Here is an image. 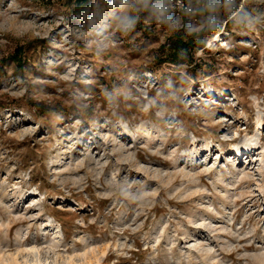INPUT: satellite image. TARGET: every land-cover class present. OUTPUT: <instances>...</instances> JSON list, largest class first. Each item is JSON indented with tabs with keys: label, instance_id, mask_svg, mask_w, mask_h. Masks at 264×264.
<instances>
[{
	"label": "rangeland",
	"instance_id": "obj_1",
	"mask_svg": "<svg viewBox=\"0 0 264 264\" xmlns=\"http://www.w3.org/2000/svg\"><path fill=\"white\" fill-rule=\"evenodd\" d=\"M74 1L0 0V264H264V0Z\"/></svg>",
	"mask_w": 264,
	"mask_h": 264
},
{
	"label": "trees",
	"instance_id": "obj_2",
	"mask_svg": "<svg viewBox=\"0 0 264 264\" xmlns=\"http://www.w3.org/2000/svg\"><path fill=\"white\" fill-rule=\"evenodd\" d=\"M89 1L90 0H75L74 11L79 12L83 10L89 4ZM184 1L189 3L197 2V0ZM203 47L204 43H198V41H195L193 37H187V39H184L183 37H176L172 43V47L169 49V60L173 64H182L184 63V59L181 58V55H189L193 51L202 49Z\"/></svg>",
	"mask_w": 264,
	"mask_h": 264
},
{
	"label": "clouds",
	"instance_id": "obj_3",
	"mask_svg": "<svg viewBox=\"0 0 264 264\" xmlns=\"http://www.w3.org/2000/svg\"><path fill=\"white\" fill-rule=\"evenodd\" d=\"M138 2L143 4L144 7H148L149 6V0H138ZM151 7H152V11L157 16V18H159L161 20L165 19V15H166L167 9L163 6V4L161 3V0H156V3L152 4ZM133 23H134V21L132 20V18L125 17L121 21V27L123 29L127 30L128 28L132 27Z\"/></svg>",
	"mask_w": 264,
	"mask_h": 264
},
{
	"label": "bare ground",
	"instance_id": "obj_4",
	"mask_svg": "<svg viewBox=\"0 0 264 264\" xmlns=\"http://www.w3.org/2000/svg\"><path fill=\"white\" fill-rule=\"evenodd\" d=\"M242 154H244V151H242V149L241 150H237V155L238 156H241ZM242 158V157H241Z\"/></svg>",
	"mask_w": 264,
	"mask_h": 264
}]
</instances>
